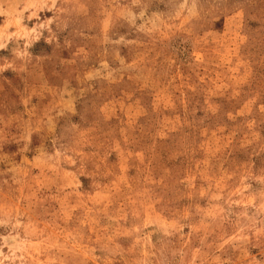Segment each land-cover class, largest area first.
Wrapping results in <instances>:
<instances>
[{
    "label": "rangeland",
    "instance_id": "rangeland-1",
    "mask_svg": "<svg viewBox=\"0 0 264 264\" xmlns=\"http://www.w3.org/2000/svg\"><path fill=\"white\" fill-rule=\"evenodd\" d=\"M0 264H264V0H0Z\"/></svg>",
    "mask_w": 264,
    "mask_h": 264
},
{
    "label": "bare ground",
    "instance_id": "bare-ground-1",
    "mask_svg": "<svg viewBox=\"0 0 264 264\" xmlns=\"http://www.w3.org/2000/svg\"><path fill=\"white\" fill-rule=\"evenodd\" d=\"M12 244H14V241H13V243Z\"/></svg>",
    "mask_w": 264,
    "mask_h": 264
}]
</instances>
